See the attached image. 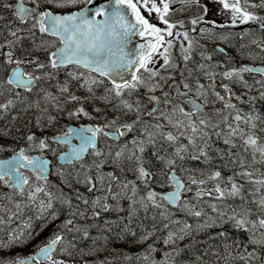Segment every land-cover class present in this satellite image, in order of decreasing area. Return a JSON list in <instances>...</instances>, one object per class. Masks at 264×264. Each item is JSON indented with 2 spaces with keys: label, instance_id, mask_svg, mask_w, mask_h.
Here are the masks:
<instances>
[{
  "label": "snow or ice",
  "instance_id": "1",
  "mask_svg": "<svg viewBox=\"0 0 264 264\" xmlns=\"http://www.w3.org/2000/svg\"><path fill=\"white\" fill-rule=\"evenodd\" d=\"M31 2L34 7H27V3ZM177 0H107V2L96 3V0H43L44 7L41 8V0H17L15 5L5 4V8H12L14 16L19 20L21 24H28L30 22V27L27 29L31 37L35 36V32L38 30L41 34H47L55 37L60 44V47H55L54 51L48 52L47 62H42L38 57L25 56L23 59L14 58L15 53L13 49L17 44L21 42L23 37L19 36L18 33L23 31V29L17 28L14 31H10V36L14 37V40H8L5 44H0V49H7L3 52L5 57V62L9 65H15L11 69L6 81L0 82V88H3L4 84L12 86L16 89H23L25 92H32L33 88L36 87L38 82L44 79H52L53 74L56 70L65 68L69 65L76 66L77 68H83L88 71V73H98L100 77L106 78L111 87L105 89V94L103 96L97 97L93 91V87L102 84L103 79L97 80L89 76L87 79L84 78V73L79 74L75 72L68 73L71 80L79 81L84 79V83L80 85L82 88H86L89 94L86 97H81L76 95L70 90L69 81H65L59 86L58 90L61 96H55L50 92L45 91V99L52 102V105L60 109L61 98L63 97L64 104H74L77 105L74 110L67 112L69 118L79 119L81 116L87 117L89 119H95L87 110L85 105L92 100H103L106 103H111L113 98L120 100V106L114 110H118L120 107L124 110V113L129 112L137 113V119L132 123L119 124V117L111 120H107L103 124H88L80 125L77 127H67L66 131L61 132L58 135L51 137V141L57 145L67 146V151L61 152L59 159L66 164H73L74 162L81 161L85 154L91 150L94 156H102L104 153L98 148V138L100 136L108 137L110 139L119 140L121 137L125 136L128 132L132 131L136 124L140 122L139 113L141 110L140 101L137 100L135 105L129 103L128 100L123 99L125 95H131L133 92L140 88H146L148 93H154L161 86L159 83L153 82L156 77H158L159 71L156 70L151 65L155 64L154 56L159 55L163 57L162 68L165 67H176V65L171 63L170 59V49L173 47V39L183 38L187 41V47L181 44V50L184 53V61L191 59L190 52L193 48L194 41L189 37V31L197 32V25H207L206 27L199 28V34L204 37H215L217 33L216 28L234 27L239 24H248L249 22H255L261 29H264V16H258L254 11L250 9H264V0H259V2H249V0H208L207 3H202L201 0H178L182 5L181 10H184V6L191 7L196 5L201 9L202 14L197 15L190 19V24L192 25L190 30L174 31V29L183 28L184 21L179 20L176 22H171L169 19L170 13L173 11L170 8V4L176 3ZM83 4L84 7L79 8L76 11L71 12H56L55 9H66L76 7L77 5ZM216 5L214 9L209 5ZM141 7L146 9L149 14L155 12L159 21L162 22L164 27H158L156 24L150 23L148 19L145 18L141 13ZM128 9L131 10L134 19H130L128 16ZM225 15L230 17V21L227 23H218L215 19H206L209 13ZM97 16L104 17L101 20L96 19ZM133 36H139L145 38V42L137 45L135 49L126 51L125 49L131 43ZM221 40H227V37L220 35ZM256 43V41H253ZM37 48H42V45H36ZM262 50H264V44H258ZM223 51V49H219ZM211 59V57H207ZM24 64L34 65L33 71H26L21 66ZM201 69L205 65H199ZM50 68L52 72L44 71ZM37 72H41L42 75H37ZM243 73H258L264 75V67H251L242 66L239 68H231L224 71L221 75L224 79L232 80L233 78L238 79L240 82L247 85V82L243 79ZM147 74V75H145ZM205 76L210 79H214L215 74L211 72H205ZM161 80L166 78L160 76ZM264 83V82H262ZM184 89L187 91L181 92L177 88V95L188 96V99L183 101L182 105H173L172 99H168V94L165 93L164 103L169 105L170 111L165 113L161 112L160 115L167 120L169 125H173L176 128L187 127L190 128L193 134L201 133L200 139L203 141V146L198 147L196 144V139L194 137H189L187 145H179L175 148V152L169 158L160 155V151L157 150L153 153L155 159L164 165L166 170V177L169 181V186L172 190L166 194H159L154 190H149L147 196L141 198L143 200L149 201L155 207H161L159 201L166 202L170 205L181 206L182 211H187L190 215L195 217H201L205 215L202 210H195V205H191L189 201L184 200L183 193L190 192L191 185H196L195 198L200 200L202 196L214 197L217 201H223L228 197H237L241 195L243 185L236 182L234 177H228L225 182L221 171H211L206 178L196 179L193 176L188 177V184H185L183 180L176 175L177 168V158L179 160H184L182 153L187 152L188 148L191 146L197 148L199 155L192 156V159L199 160L201 157L205 158L206 162H210V157L208 156L207 149L209 147L206 137L208 133L204 131V128L209 127V122L200 119L198 127L197 122L192 119L198 112H200L203 107L207 104V92L204 89V85L197 82L196 95L195 98L189 96L188 93L192 90L189 88L188 84H184ZM210 87L215 92V95L219 100H225V96L220 92L215 91L216 85L212 84ZM222 87L227 92H231L228 84L222 85ZM43 91V90H42ZM2 94V92H0ZM66 94V95H65ZM20 93L17 92L16 96ZM261 97L264 98V92L261 93ZM203 98L202 103L198 102ZM237 99L241 97L237 96ZM148 99L151 102H155L157 105L160 103L159 98L155 95H149ZM174 99V98H173ZM254 99V98H253ZM13 105L12 100H8L7 103L0 104V110L7 111L10 106ZM31 107V105H29ZM39 108V104H36ZM226 107L235 108L236 106L230 102L226 103ZM187 109V110H186ZM158 109L154 108L147 113L149 116L155 115ZM44 111H47L45 109ZM96 113H100V108H95ZM180 116L188 118V123L185 125L184 120L176 116V113ZM55 116H49L48 122L51 124L55 121ZM260 119V117H253L251 115L244 117L237 113L234 116V120L244 121L246 124H250L252 129L256 128L254 120ZM37 126L40 125V120L36 121ZM225 123H227V117H225ZM157 130H162L165 125L157 123L153 125ZM211 127L216 128L218 125L212 124ZM228 137L225 139V144H232V137H239L243 140L245 146L244 150L248 151L250 148L252 150L253 162H256V156L259 155V162L264 163V143H260V138L256 136L254 131L245 132L237 124L233 127L232 124H227ZM264 131V130H262ZM147 135V141L144 139H134L132 141L133 148L127 157H124L127 145L121 147V149L115 152L112 158V163L119 167L122 163V158L126 159L128 162L133 163L135 167L132 169L137 176V179L141 181L145 186L148 185L149 181L153 179L154 173L146 167V162L143 156L145 152V144L155 145V135L156 133L150 132L146 127L144 129ZM162 139L170 142L176 143L179 139L178 136L174 135L171 131L167 133H160ZM218 136L220 133H216ZM183 135V132L180 133ZM73 140H78L79 143H73ZM27 141L30 146L39 149L41 153L44 150L52 149L51 143H49V138L38 139L35 133L29 134L27 136ZM232 146H235L234 144ZM0 150H3L0 147ZM139 153V154H138ZM235 162V161H234ZM50 161L45 159L43 155L30 156L26 155V149L20 148L19 151L14 152V154L6 160H0V182L8 185L12 188L18 189L21 193L24 190V186L29 183V178L23 174L22 169L32 171L37 179L47 180V173L49 170ZM241 168H244V161L241 159L239 161ZM97 169L101 165H95ZM123 170V169H121ZM203 175V173H201ZM236 176L248 178L249 183H254L258 186L257 192L260 188H264V173H261V178L253 180V172L243 170L241 172L235 173ZM107 176L111 179H116L113 173H107ZM105 178L104 173H100L95 180H98L103 184ZM78 183H83L87 186V190L92 192L96 190V183L92 176L85 175L82 181H77ZM209 182H213L215 187L212 189H207L203 187ZM222 183L225 186H222ZM131 185V191L133 195L137 192V187L135 181H128L123 184V188L127 189ZM163 186V185H162ZM71 187V185H69ZM43 189L37 187L35 192H42ZM111 192V187L108 189ZM49 197V202L44 205L41 202V207L52 208V193H47ZM117 194H113V199H115ZM33 193L31 198H34ZM77 199L82 200L83 204L88 205L90 202L87 198H83L79 193H77ZM108 197H96L95 200L91 201L92 206L99 207L101 211H119L118 208H113L108 203L102 201H107ZM131 199V197H128ZM61 203H66L71 207V200L61 198ZM257 203L262 215L256 219H250L251 210L244 209L237 212L235 209L232 210L230 216L227 213L219 210L216 203L209 204V207L213 212L217 214L216 219L209 217L211 223H205L204 225H198V227H210L217 223V220L221 224L228 221L232 222V226L235 229H240L250 233L249 243L252 245H258L264 247V195L260 196ZM147 207L146 204L143 205ZM19 207V205H17ZM79 214L81 217L85 215L84 212H72L71 216ZM135 214V209H132L129 215L128 223L124 225L120 232L116 233V240L132 239L136 243H143L148 240L153 233L147 232L139 237H137L136 232L130 227L131 216ZM52 219L54 220L57 213L53 212ZM100 211H94L93 217H99ZM227 216V220L225 217ZM117 223L116 221H106L105 224ZM174 223H179V221H174ZM73 226L69 228V226ZM117 226H119L117 224ZM61 227L68 229L69 231H81L79 227H75L73 219H67ZM167 227V225H165ZM191 225L185 223L184 229H190ZM107 231L111 232L112 228L108 227ZM176 234L169 232L168 237L164 240L165 244L174 242V236ZM219 235L226 236L227 233L221 232ZM33 238V234L29 233L27 236L23 234L15 235L10 237L8 243L0 241V250H11L13 246L25 245ZM83 238L85 240L89 239V232L87 229L83 230ZM183 239V236L179 237ZM100 239L99 237L93 239V244ZM103 239L107 242L108 237L105 236ZM65 237L61 233H55L52 237L47 238L45 241L37 244L35 246V251L28 255L15 254L10 256L0 255V264H67L66 260H57L54 258V253L56 252L57 246L61 245ZM70 248H75L76 245L69 241L68 247L61 248V251L66 253L69 257H72V252L69 251ZM98 249L92 248L91 251L85 252L84 249H80V253L83 255H92ZM156 249L149 245L148 255H144V260H149L152 252ZM165 259L156 261L152 260L151 264H168L167 258L171 255L170 253H165ZM130 258V257H126ZM240 259L245 261V264H250V261L259 259L256 249L253 248L252 251H247L245 255H241ZM83 264H88L87 260H84ZM99 264H109L107 260L100 261Z\"/></svg>",
  "mask_w": 264,
  "mask_h": 264
},
{
  "label": "rangeland",
  "instance_id": "2",
  "mask_svg": "<svg viewBox=\"0 0 264 264\" xmlns=\"http://www.w3.org/2000/svg\"><path fill=\"white\" fill-rule=\"evenodd\" d=\"M258 1L259 0H255ZM208 0H203V3H207ZM211 8H214L216 5H209ZM210 14V13H209ZM206 19H209V15L206 17ZM220 23V22H218ZM224 32L220 33V35H223ZM217 36V35H216ZM219 36H217L219 38ZM259 40V37L253 35L250 37L249 42H236V40L233 39L232 42H218L220 44L226 45L228 47H231L233 49V56L235 57V61L237 62L235 64V68L242 67L244 62H251V63H257V57L260 55H264L263 52H260L262 49L258 47V44H264L263 42H256L253 43V41ZM29 43V42H28ZM58 42H53L51 39L44 38L42 42H33L34 45L28 46L29 49H20V46L25 44V42H20L17 44L14 48L16 52H19L15 54L14 58H21L23 59L25 57L24 54L20 52L21 51H30L33 49L36 45H42V49H44L45 52H50L53 50L54 47H51L52 45L56 46ZM196 43V44H195ZM215 43L212 42L210 45L203 44L202 42H194L193 48L191 49L190 56L191 59L188 61H184V63L187 65L186 74L188 76H195L196 79L194 80L195 88H197V82L201 81V83L204 85V89L206 92H211L210 99H215L214 95L212 94L211 87L212 85V79L205 76V72H211L213 73L214 66H210L211 59H207V57H212L214 54L221 55V51L218 49H215L213 45L215 46ZM27 44V42H26ZM181 44L184 45V47H187L186 42H175L173 46H176V50L178 52H182L181 50ZM19 49V50H17ZM183 55L180 57L183 59ZM231 57L232 53L231 51H228V53H223V57ZM173 57V56H172ZM171 57V58H172ZM176 60V59H175ZM184 60V59H183ZM259 63V62H258ZM261 63V62H260ZM163 64V59L159 60L156 64H154L156 67L155 69H160V75L158 78H156L153 82L159 83L161 89V93H163V96H165V93L168 94V99H172L173 105H179V95H177V88H179L180 83L176 84V89L169 90V87L167 84H169L168 78L171 67H165L162 68L161 65ZM205 65L203 69L199 67V65ZM29 66V64H27ZM178 65V63H176ZM15 67V65H12V68ZM173 68V67H172ZM78 70L77 68H75ZM44 71L52 72L50 68L45 69ZM75 73L79 74L80 71H74ZM66 72L64 70H56L53 74L52 79H44L38 82L36 87L33 88L32 92L28 93L25 92L23 89H16L12 86H9L7 84H4L3 88H0V104L7 103L8 100L13 101V105L9 107L7 111L0 110V128L2 127V131H6L7 129H10L9 127L15 124H22L27 123V129L25 130V140L27 144V136L29 134L35 133L37 138H43V136L49 135V134H55L58 131H64L67 128V124L69 120L63 119L61 121H57V124L50 127V129H41L40 127H43L42 124H44V127L49 126L48 117L49 116H55L58 117L61 113L67 114V110H57L56 107L52 105V102L49 100H46L45 97V91L50 92L55 96H61L58 88L60 85L64 83L65 81L72 82L73 80L70 79L67 75H64ZM84 73V78L87 79L89 76L88 74ZM37 75H42L40 72ZM160 76L165 77V80H161ZM7 79V77H6ZM6 79L4 81H6ZM61 81H58L60 80ZM160 79V81H159ZM243 79L247 82V85L240 82L238 79L233 78L232 84L234 85V93L233 98L235 100L236 107L232 109V114L229 111H222V110H216L214 109V112L221 111V114L216 113H208L205 112L204 116H206L208 119H205L204 117H199L198 121L200 119H204L209 122V127L204 128V131L208 133L207 141H208V153H214V152H220L219 144L217 142H214V137H217V140H222L223 143H225V139L228 137V128L227 124H232L233 127H235L237 124H239V127L243 129L246 133L249 131H246L244 129L245 126L247 128H250V124H246L244 121H235L234 116L239 113L241 116L247 117L249 115L253 117H260V119L254 120L253 122L256 124V128L254 129L256 136L259 138L264 137V131H262V135L260 133L261 130H264V98L261 97V93L264 92V75L261 74H254V73H243ZM3 79L0 78V82H2ZM57 83L53 86L55 82ZM60 82V83H59ZM81 84L84 83V79L79 80ZM111 86H107L109 88ZM210 89V91H209ZM43 90V91H42ZM52 90V91H51ZM19 92L20 95L16 96V93ZM78 92V91H76ZM84 92L87 93V90H84ZM196 92V89H195ZM81 94V91L79 92ZM88 94V93H87ZM76 95H79L78 93ZM239 96L241 99H237L236 97ZM142 97H145L143 93H141V96L138 95L135 92H133L130 96L125 95L123 99H126L129 101V103H132L135 105L137 100H141ZM174 98V99H173ZM254 98V99H253ZM115 102L116 108L120 106V100L116 99ZM165 97H163V100L161 102V107L159 110L155 113L153 116L147 115L149 107L144 108L141 105V110L139 113V119L140 122L138 123L139 126L137 127L138 134L140 135H132L130 137L124 138V140L119 143L117 141H114L112 139H103L101 146L99 149L104 153L102 156H94L93 154L89 155L87 158L82 159L81 161H78L73 164H59L56 162V165L54 169L52 170V173L49 177H47V180L37 179L36 175H31L30 182L24 186V190L21 193L16 188H10L8 193H11L8 198H2L0 199V222L5 221L7 231L12 232V234L20 235L23 232H25V229L19 230V228H16L17 226L13 227L12 223L10 222V216H16L20 217L22 216L21 211L23 209H26V203L30 204L33 202L32 207L30 210L32 213L39 214V209L37 207V204L40 202H44L46 205L49 202V197L47 193H52V207L54 209L56 207L63 209L65 213L61 214L57 210H54L53 208H49V214L48 218L50 219L52 217V213H57V216L61 220H67V219H73L75 223V227H79L81 231H69L66 228L61 227L58 229L59 231H62L64 233L63 236L65 237V240L62 241L61 245H59L58 250L56 251L54 258L57 260H66L67 264H83L84 260L88 261V264H99L100 261H104L105 258L114 259L115 261H112V264H151L152 260L160 261L165 259V253H170L171 255L167 258L168 264H206L203 260L198 259L197 253L193 251L194 248L198 247V242L200 240L198 239L201 235V232L207 228V227H198V225H204L206 222L211 223L209 221V217H212L213 219H216L217 214L212 211V209L209 207V204L216 203L219 207V210L222 212L227 213L228 216L232 214V210L235 209L237 212H240L244 209H250L251 210V218L256 219L257 217L261 216L262 213L255 201H258L260 196L264 195V188H260V191L257 192V188L260 186L249 183L248 178L246 177H240L236 176L235 173L241 172L243 170L251 171L254 173L252 179H259L261 178L260 174L264 173V167L260 164L259 159L256 160V162H248L244 164V168L242 169L239 162L231 163V160H235L236 158H232L229 160V163H227V166H229L231 169L228 171V175H222L224 181L226 182L228 177H234L237 183L243 185L241 195L237 197H228L224 199L223 201H217L214 199V197H201L200 200H197L195 198V192H196V185H191V191L186 192L184 196V200H187L190 202L191 205H195V210H202L205 215H202L201 217H195L193 215H190L187 211H182L181 206H178L177 208L173 209L170 208V206L163 201H159L158 203L161 204V207H155L153 206L149 201L146 199L142 201L141 198L147 196V192L149 190H152L151 185L145 186L141 181L137 179L136 173L132 170L135 165L133 163L128 162L126 159L122 158V163L119 167L114 165L112 163V158L115 155V152L119 151L122 146L127 145V149L125 150L124 157H127L130 154V151L133 148L132 141L134 139H144L147 141V135L144 132V129L147 127L150 132L156 133L155 135V145L160 143L162 140V136L160 133H167L171 131L174 135L178 136L179 139L175 143L176 147L183 144L187 145L188 141L185 139H180L181 137L184 138V134L187 135V137H194L196 139V144L198 147L203 146V141L200 139L201 133L193 134L190 130V128L187 127H180L176 128L173 125L165 126L162 130H157L153 127V125L160 123V124H168L167 120L161 117V112H169L170 107L169 105L164 103ZM39 104V108L36 107V104ZM255 104L256 106H253L252 104ZM31 105V107L29 106ZM65 104L63 103V99L61 100L60 109L64 107ZM115 108V109H116ZM47 109V111H44ZM88 111V110H87ZM92 116L95 117V119L103 120L106 122L105 117H99L100 114H94V111H88ZM115 114L114 117L110 118L115 119L119 117L118 123L119 124H125L129 123L131 119L136 120L137 119V113L135 112H129L127 114L124 113V110L122 107H120L118 110H113ZM176 116L180 119L184 120L185 125L188 123V118L180 116V114L177 112ZM223 116L230 118L229 123H225V119H223ZM134 117V118H133ZM83 118V117H82ZM87 118V117H86ZM37 119L40 120V125L37 126ZM77 119V118H73ZM89 119V118H88ZM78 120V119H77ZM83 120V119H82ZM4 121V123L2 122ZM56 121V119H55ZM53 121V122H55ZM126 121V122H125ZM52 122V123H53ZM3 124V125H2ZM212 124L218 125V127L213 128L211 127ZM220 127L224 128V131L220 133ZM22 126L19 127V130L21 131ZM41 129V132H40ZM207 129H210L208 132ZM186 130V131H185ZM19 131V132H20ZM140 132V133H139ZM183 132V135H180V133ZM220 133L218 136L216 133ZM193 135V136H192ZM261 135V136H260ZM231 140H234L233 137ZM166 141V140H162ZM185 141V143H183ZM168 142V141H166ZM24 143V142H23ZM239 143L241 145L243 144V140H239ZM264 143V142H263ZM152 144H145L146 147H150ZM0 147L3 148V150H0V157L4 155H8L12 150L18 148V146L15 148V145H8V144H1ZM62 145L53 144L52 149H55V152L52 150L46 149L43 153H55L58 151V149H61ZM243 147L244 144H243ZM28 148L30 149V152L33 153V151H39L34 146H30L28 142ZM189 155H186V162L190 164V167H185L183 171L181 170L183 175H187L185 177L192 176L193 174H196L198 178H206V176L211 171L219 170L217 166H219L217 163L211 162L212 156H209L210 162H206L204 157H201L199 160L192 159V156L199 155V152L197 148L189 147L188 148ZM250 153H252V150L248 149ZM139 154V153H138ZM144 155V153H143ZM185 158V155H183ZM177 163H182L181 160L177 158ZM101 165L99 169L95 167V165ZM226 165V164H225ZM146 166V165H145ZM147 167V166H146ZM123 169V170H121ZM129 169L130 172L127 174L125 171ZM104 173L105 178L103 181V184H101L100 181L95 180V178L100 174ZM107 173H113L116 177V179H111L107 176ZM203 173V175H201ZM90 175L93 177L95 183H96V190L89 192L87 190V186H85L83 183H78L77 181H82L85 177V175ZM196 178V177H195ZM128 181H135L137 192L135 195H133L131 191V185L127 189L123 188V184L127 183ZM71 185V187H69ZM205 186V185H204ZM203 186V187H204ZM222 186H225L222 183ZM37 187H40L43 189L42 192H35V189ZM109 187H111V192L108 191ZM163 187H169V182H167ZM215 187V184L213 182L207 183V186L205 188L212 189ZM35 194L34 198H31L32 194ZM77 193H79L83 198H87L89 200V204L85 205L83 204L82 200L77 199ZM117 194L116 198L113 199V194ZM7 195V194H6ZM103 197L107 196V201H102V203L106 202L109 205H111L114 209L118 208L119 211H108L103 212L99 207H93L91 204L92 200H95L96 197ZM128 197H131V199H128ZM13 198V199H11ZM61 198L64 199H70L71 200V207H69L66 203H61ZM11 199V200H9ZM142 204H146L147 207H144V210L142 209ZM19 205V207H17ZM47 208V207H46ZM132 209H135V213H145L147 215V218L150 219L149 226L151 227L148 229V231L155 230V233H158L165 225V233H159L157 236V239L159 240V243L163 244L162 247H164L163 251L159 253L152 252L150 255L149 260H144L143 256L148 255V249L149 247L145 248L144 250L138 251L135 255L130 254L127 250L119 249V253H113L112 251H109V249H106L107 247L115 248L109 245L110 243V235H113L119 231H121L122 227H115L117 223H111L106 225V221H118V220H125L128 218V216H125L123 212H131ZM51 210V211H50ZM94 211H100L99 217H93ZM23 212V211H22ZM72 212H84L85 215L81 217L79 214L75 216H71L70 213ZM147 212V213H146ZM114 213H117V215H113ZM254 213V214H252ZM46 214V213H45ZM137 216L134 214L131 216V224H137L132 222L135 220ZM25 219L24 217L22 218ZM58 219V220H59ZM227 219V216L225 217ZM13 220V219H12ZM174 221H179V223H174ZM142 227H145L146 221L142 220ZM119 223V221H118ZM121 223V222H120ZM119 223V224H120ZM185 223L188 225H191L190 229H186L185 231L181 232V229H184ZM26 223L22 222L19 225L25 226ZM169 224V225H168ZM220 221L217 220V223L210 227H217L220 225ZM159 226L157 229L156 227ZM171 226V227H170ZM73 226H69V228H72ZM108 227L112 228V231L109 232L106 229ZM1 229V227H0ZM87 229L89 232V239L85 240L83 238V230ZM169 232L175 233L174 236V242H170L169 244H165L164 240L168 237ZM215 234V231L213 232ZM12 236V235H11ZM6 237L5 239H2L4 243H8L10 240V237ZM107 236L109 239L106 242L103 237ZM183 236V239H180L179 237ZM99 237L95 244H93V239ZM69 241L72 244H75V248H70L69 251L72 252V257H69L66 253L61 251V248L68 247ZM147 242L146 244H148ZM145 244V245H146ZM149 245H152L149 243ZM92 248L98 249L94 254L92 255H83L80 253V249H84L85 252L91 251ZM189 252V254H188ZM124 253L126 255H124ZM190 256L189 259H184V255ZM130 257V258H126Z\"/></svg>",
  "mask_w": 264,
  "mask_h": 264
},
{
  "label": "flooded vegetation",
  "instance_id": "3",
  "mask_svg": "<svg viewBox=\"0 0 264 264\" xmlns=\"http://www.w3.org/2000/svg\"><path fill=\"white\" fill-rule=\"evenodd\" d=\"M201 2L203 3V0H201ZM249 2L250 3L251 2H257L258 3V1H255V0H249ZM16 3H17V0H0V5H1L0 6V11L2 13V14H0V15H2V17H0V21L1 22L3 21V23H0V26L2 27V28L0 27V42H6L8 40H14L15 38L10 36L9 32L10 31H14L17 28L23 29V31L18 33L19 36L23 37L21 42H42L44 40V38L51 39L53 42H59L55 37L47 35V34H41V33H39L38 30L35 32V36L31 37L29 32L27 31V29L30 27V22L28 24H21L19 22V20L14 16L13 9L4 7L5 4L15 5ZM158 3H159V0H158ZM26 6L27 7H34L35 5L32 4L31 2H29V3H27ZM43 7H44L43 0H41V8H43ZM82 7H84L83 4L77 5L76 7H72V8H66V9H63V10L55 9V11L58 12V13L59 12H71V11H76L79 8H82ZM215 7H217V6H215ZM170 8L173 10L170 13V16H169V19H170L171 22H176V21H179V20H183L184 21V27L183 28H179L178 27L177 29H174V31L183 32L185 30H190L191 27H192V25L190 24V19L195 17V16H197V15L202 14L201 9L199 7H197L196 5H192L191 7L184 6V10L182 11L181 10L182 5L178 2V0H177L176 3L170 4ZM250 10L254 11L256 13V15H258V16H264V9H250ZM141 13H142V15L145 16L146 19L149 20L150 23L156 24L158 27H164L162 22L158 20L157 15H156L155 12L149 14L146 9L141 7ZM101 17L102 16H97L96 19H101ZM209 19H215L217 22H220V23H227V22L230 21V17H226L225 15H220V14H215L214 15L212 12H210V14H209ZM206 26L207 25H197L196 26L197 27V32L189 31V37L194 42H197V43L198 42H202L203 44L210 45V43H212V42H217V43L218 42H232L233 39L236 40V42H249L250 37L254 33V36L259 37V40H256V42H263L264 41V29H261L258 25H256L255 22H249L248 24H239L238 23L234 27L216 28L215 32L217 33V36H219L220 33L224 32L223 35L227 37V40H221L217 36L209 38V37H204V36L200 35L199 34V28L200 27H206ZM175 42H186L187 43V41H184L182 37L179 38V39H173V44ZM217 43H215V46L213 45V47L215 49H223L222 52H224L226 54L228 53V51H231V53H232L231 57L225 56V57L221 58L223 56V53H221V55H219V56L217 55V57H216L215 54L211 57L210 66H212V67L214 66L213 73L215 74L214 79H212V84L216 85L215 91L220 92L222 95L225 94L224 95L225 96V100H219L217 98V96L215 95V92L213 91V89L210 88L211 91H212V94L215 97V99L211 100L210 99L211 92H209V93L207 92V104L203 107V109L200 112H198L195 116L192 117V119L197 122L198 127H203V126H199V121H198L199 117H204L205 119H208L206 116H204L205 112L208 111V113H211V114L212 113L221 114L220 113L221 111L214 112V109H216V110H222V111H229L232 114V109L233 108L226 107V103L230 102V103L236 105L235 104V100L233 98V93H234L235 87L232 84V80L224 79L221 74L224 71H227V70L235 67V64L237 62L235 61V57L233 56V49L231 47H228V46L224 45L225 47L219 48L218 47L219 45H217ZM20 49L21 50L25 49V46L21 45ZM17 50H19V49H17ZM21 50H20V52H21ZM14 53L17 54L19 52H16V50H14ZM182 54H184V53L183 52H178L176 50V46H173L170 49L171 63L174 64V65H176V63H178V65H176V67H174V68L171 67V69H170L171 71L169 73V78H168L169 84H167V86L169 87V90H173V89L175 90L176 89V87H175L176 84L180 83L179 90L181 92H183V91H187L183 87L184 84L186 83V84H188L189 88L192 90L191 92L188 93V95L192 96L193 98H195V95H196L195 89L196 88H195V86H193V84H195L194 80L196 79V77L195 76H188L186 74L187 65L184 63V60L182 58H180L182 56ZM162 59H163V57H160L159 55L154 56L155 64L159 60H162ZM257 61L258 62H264V55L261 58L257 57ZM245 63L246 62L242 63L243 66H245L244 65ZM24 67H25V70L27 71L28 68H27L26 64H24ZM151 67L155 68L156 66L155 65H151ZM158 71H159V74H160V69H158ZM145 75H147V74H145ZM158 77H156V78H158ZM159 81H160V79H159ZM199 83H201V81H199ZM224 84H228L229 85V88L231 89V92L225 91V89L222 87V85H224ZM161 89L162 88H159V89L156 90V92L151 93V94H149L148 90L146 88H143V87L136 91V93L138 95H140V96H141V93H143L145 95V97H142V99L140 100V104L144 108H147V107L150 106L148 112L151 111L154 108H157L159 110V108L161 107V102L163 100V97H165V96H163V93H161ZM210 89H209V91H210ZM149 95L157 96L159 98L160 103L157 105L155 102H151L148 99ZM179 97H180L179 101H178L179 105H182L183 101L188 99V96H180L179 95ZM202 100H203V98H201V100L198 101V102L202 103ZM172 101H174V100H172ZM223 119H225V116H223ZM229 119L230 118H228V122L227 123L230 122ZM91 120L92 119L83 118V121L93 122ZM133 121L134 120L131 119V121L129 123H132ZM55 122H57V117H56V121ZM104 122L105 121H103V120H95L96 124H103ZM163 125H165L166 127L169 126V124H166V123L163 124ZM138 126H139V124H136L135 127L133 128V130L127 133V137H130L133 134L134 135L142 134L140 132H139L140 134H138V131L136 130ZM124 137L125 136L121 137L117 141H120V142L123 141ZM48 138H49V136H48ZM103 139H110V138L104 137V136H100L99 137L100 144L102 143ZM180 139H185L186 141L189 140V138L185 134H184V138L181 137ZM214 141H215V137H214ZM49 143H51V147L54 144L52 142H49ZM183 143H185V141H183ZM65 147H66V145L63 146L61 149H58V151L55 153V155H54V153L48 154V153H41L40 152L42 155H49L52 158V170L54 169V167L56 165V162H57L56 157H57L58 153L60 151H62V149H64ZM37 150H39V149H37ZM35 152H39V151H35ZM26 154L27 155H31L32 154V152H30V149L28 147H26ZM91 154H92V152L90 153V155ZM26 173H28L29 177L31 175H34L33 172L26 171ZM185 178H188V177H185ZM186 183L187 184L189 183L188 179H187ZM10 188H12V187H10L8 185H5L2 182H0V199H2L3 197L4 198H8V196L11 194V193H8ZM11 199H13V198H11ZM11 199H9V200H11ZM32 205H33V202L30 203V204L26 203V209H23L22 210L23 212L21 211L22 216H20V217H16V216H13V215L10 216V220L13 219L12 223H15V225L12 224L13 227L17 226L16 228H19V230L23 229V227H24L25 232L22 233L24 236H27L29 234V231H26V229L29 228L31 224H33L36 221H39L41 219H48L49 208H46V207L42 208L41 207V202H40V203L37 204V207H38L40 213L36 214V213H32V211L30 210ZM44 205H46V204L44 203ZM52 208L54 209V207H52ZM23 217L25 218L24 220L22 219ZM22 222H25L26 224L28 223V226H26V228H25V226H20L19 224L22 223ZM57 222L58 221H56V224L53 226L52 230H47V238L52 237L55 233H58V232L61 233V234L64 233V232L58 230L59 226H58ZM0 232L2 233V234L0 233V235H3V234L5 235V233L13 235L12 232L6 231L5 228L2 231H0Z\"/></svg>",
  "mask_w": 264,
  "mask_h": 264
},
{
  "label": "trees",
  "instance_id": "4",
  "mask_svg": "<svg viewBox=\"0 0 264 264\" xmlns=\"http://www.w3.org/2000/svg\"><path fill=\"white\" fill-rule=\"evenodd\" d=\"M1 6V5H0ZM0 14L1 11H0ZM2 17V15H0ZM0 23H3V21ZM1 27V26H0ZM2 28V27H1ZM0 44H3V42H0ZM29 46V44L27 43ZM27 46V47H28ZM34 50H30L27 53L31 54V56H34ZM2 57V54L0 53V58ZM3 65L0 64V68H2ZM2 71V69H0ZM3 71H8V68L6 67L3 69ZM109 86V84L106 82V84L103 86H97L93 87V91L97 97L103 96L105 94V89ZM80 87V86H79ZM82 89V87H80ZM89 94L86 92L82 91L81 92V97H86ZM115 107V98L111 100V103H106L103 100H92L89 101V108L91 111H94L95 108H100L101 110H105L108 113L113 114L112 110ZM60 120H63L65 116L59 115L58 116ZM3 125V124H2ZM22 126L21 131L19 130V127ZM27 123H22V124H15L10 126V129H7L6 131H2V127L0 128V143L8 144V145H19L23 143L25 140V130L27 129ZM20 131V132H19ZM163 140V139H162ZM156 144L148 147L144 153H146V161L149 162V166L151 167V171L155 174L154 179L159 176L160 178L164 179L166 178V174L162 172L161 170L164 169V165L158 162L155 157L153 156V153L157 150L160 151V155H163L167 158V155L171 153V144H169L166 141H162ZM236 145L233 146L232 148H228L227 145H221V151L220 152H214L213 158L211 162L218 163L220 165H227L229 163V160L231 158H248L250 154H246L241 150L243 144L239 143V140H235ZM166 145L168 147L164 148L163 146ZM240 145V146H238ZM244 155L241 156V155ZM238 159H235L233 161H239ZM232 161V163H234ZM227 162V163H226ZM264 167V163L262 165ZM229 170V169H228ZM156 180V179H155ZM144 204H142V209L144 210ZM129 213V212H128ZM147 213V212H146ZM137 218L133 220L132 222L137 223V224H130V227L132 229H135L138 232V237L146 234L147 232H152L154 235V240L156 241L155 249L157 252H161L164 247H162L163 244L159 243V240L157 239V236L159 233H163L165 231H159L158 233H155V230L148 231L151 227L149 226L150 219L147 218V215L145 213H135ZM145 220L146 224L145 227H141V221ZM227 220V219H226ZM128 221L123 222L122 224H119L117 227H124L125 224H127ZM157 229L159 226L156 227ZM217 229V230H216ZM219 230H224L225 233H227L226 236H221L219 235L220 233L218 232ZM215 231V234L213 233ZM152 235V236H153ZM151 236V237H152ZM249 236L250 233L240 230V229H235L232 226V222L228 221L225 223V228L218 229L216 227H207L199 236L200 242H198V247L194 248L193 251L197 253L198 258L203 260L206 264H245V261L240 259L241 255H245L246 253L243 252V249L246 248H251L254 247L256 249L257 255L259 259L257 260H252L250 261V264H264V247L258 246V245H252L249 243ZM149 239H153V238ZM143 243H136V242H131L129 239L122 240L119 245H123L126 247V249H133V251L140 250L143 246ZM116 245L115 240L112 239V246L114 247ZM133 246V248H128ZM246 247V248H245ZM253 249H249V251H252ZM189 254V252H188ZM184 255V259H189L190 256Z\"/></svg>",
  "mask_w": 264,
  "mask_h": 264
},
{
  "label": "water",
  "instance_id": "5",
  "mask_svg": "<svg viewBox=\"0 0 264 264\" xmlns=\"http://www.w3.org/2000/svg\"><path fill=\"white\" fill-rule=\"evenodd\" d=\"M101 2H107V0H96V3L97 4H99V3H101ZM128 16H129V18L130 19H134V17H133V14L131 13V10L130 9H128ZM104 18V17H103ZM145 42V38H142V37H139V36H133L132 37V41H131V43L127 46V48L125 49L126 51H129V50H133V49H135V47L137 46V45H139V44H141V43H144ZM60 47V46H59ZM22 67V66H21ZM251 67H260V66H251ZM23 68V67H22ZM82 125H88V124H82ZM71 127H79V126H77V125H71ZM78 143H79V141H78ZM75 144V143H74ZM65 151H67V150H65ZM64 152V151H63ZM13 155V154H12ZM11 155V156H12ZM86 155V154H85ZM11 156H9V157H7V158H3V159H0V160H6V159H9ZM35 156H38V155H35ZM45 159H47V160H49L50 161V159L48 158V157H45ZM62 161V160H61ZM63 162V161H62ZM49 171H50V165H49V170H48V173H49ZM23 172V171H22ZM48 173H47V175H48ZM177 175V174H176ZM178 176V175H177ZM182 180V179H181ZM172 190V189H171ZM171 190H169V191H171ZM169 191H165V192H161V191H159L158 193L159 194H161V195H163V194H166L167 192H169Z\"/></svg>",
  "mask_w": 264,
  "mask_h": 264
},
{
  "label": "bare ground",
  "instance_id": "6",
  "mask_svg": "<svg viewBox=\"0 0 264 264\" xmlns=\"http://www.w3.org/2000/svg\"><path fill=\"white\" fill-rule=\"evenodd\" d=\"M65 80V79H64ZM52 91V90H51Z\"/></svg>",
  "mask_w": 264,
  "mask_h": 264
}]
</instances>
